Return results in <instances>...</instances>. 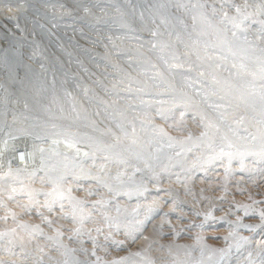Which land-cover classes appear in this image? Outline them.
Listing matches in <instances>:
<instances>
[{
  "label": "rangeland",
  "instance_id": "obj_1",
  "mask_svg": "<svg viewBox=\"0 0 264 264\" xmlns=\"http://www.w3.org/2000/svg\"><path fill=\"white\" fill-rule=\"evenodd\" d=\"M181 2L188 4L190 8L198 0ZM199 2L213 3L214 0ZM232 2L242 8L247 4L245 11L252 14V19L261 18L257 12L264 0ZM152 4L168 5L169 0H0V114L7 116L9 121L0 119V129L5 130L13 124L11 130L18 132V127L20 129V126H26L21 133L58 139L59 142L75 137L80 140L78 145L83 147H78L79 150L89 153L88 158L76 157V162L82 160L85 171L96 175L101 174L99 166L106 163L103 157L111 154L110 146L115 144V136L121 137L122 147L130 143V140L124 139L117 123L124 124L129 133L131 125L122 120L118 112L125 111L129 119L139 116L140 119L134 123L137 134L145 143L144 154L152 171L140 162L138 166L142 171L133 175V168L109 162V183H117L115 176L118 171L124 173L120 180L126 191L143 181V187L147 191L142 196L137 198L134 195L129 199L121 195L114 199V203H119L128 212L139 204L140 219L144 218L145 208L154 200L157 207V211L151 214V221L143 233L138 234L134 243L122 231L118 234L113 232L112 239L125 242V247L117 249L111 239L105 241L104 235H97L95 232L97 227L103 228L104 234L109 230L99 211L93 210L91 205L102 196L106 199L112 197L103 188L97 195H87L89 188L96 187L94 181L82 180L78 185L69 180L63 185L65 189H72L73 197L86 201L80 215L88 217L91 213V218L85 219L83 224L79 219L73 222L71 215L67 219H59L62 214L58 204L52 213L41 207L45 202L42 193L52 190L54 185L51 180L62 173L65 164L69 163L61 153L57 155L53 151H44L43 168L40 162L39 168L33 172L0 175V264H76L77 261L96 264L97 257L100 258L99 264H110L114 259L136 252L141 253L140 256L133 257L136 264H213L219 259V253L212 254L209 249H228L223 264L264 262V229L256 227L255 231H250L242 226L261 224L258 215L264 210V174L259 171L261 165L253 164L252 158L248 157L244 171H241L236 160L231 165L230 173L225 172L227 160L193 168L195 158L207 154L206 145L198 146L190 142L185 148H191V152L176 156L179 146L172 149L165 146L157 154L155 149L159 145L147 144L151 139V125L165 128L169 135L177 139L185 138L189 131L194 137L203 131L198 126L199 116L193 120L197 111L195 108L186 111L183 118V125L186 127L184 132L176 131L170 126L181 123L180 108L174 110L173 118L167 122L156 114L155 104L148 110V116L144 115L140 100L150 101L151 97L138 93L137 89L145 83L153 85L154 82L148 77L157 72L167 78L178 96L181 92L187 93L199 105L200 110L215 118V113L207 107L202 96L195 95L192 89L185 86L182 75L189 74L181 68L169 69L158 58L161 38L152 37L144 27L147 24L150 29H158L164 33L162 39L170 40L175 46L179 59H172L167 51L164 53L170 64H185V48L176 37L179 33L181 39L187 41L184 25L179 21L182 19L188 26V31H191L192 13L184 9L177 10L173 6L170 8V15L162 10L155 14V23H152L147 11ZM6 5L12 7L9 9ZM85 8L88 12L84 11ZM141 12L144 13L143 22ZM229 14L235 13L230 11ZM257 27L256 24L252 25L250 39L255 40ZM168 32H172L171 37ZM149 42L158 44L156 51L149 50ZM231 62L230 59L228 68H231ZM6 64L11 67L20 65L21 75L24 74V66L31 68V83L25 82L22 87L11 80ZM231 71L235 73L237 69ZM252 71L257 72V69L253 67ZM219 74L222 77L229 76V72L223 68L219 70ZM190 75L195 79V73ZM231 79L238 84L253 82L257 91L260 88L258 72L255 79L252 75H246L243 81L236 76ZM151 91L167 92L168 85L161 83L159 87H152ZM215 99L211 97L209 102ZM133 108L136 109L135 112ZM16 113L23 114L22 123L13 115ZM148 117H151L150 121ZM141 120L148 132H141ZM8 130L7 128L6 132ZM74 151L72 149L71 153H66L74 154ZM93 155L96 158L95 166L91 159ZM156 155L160 159H156ZM180 165L190 171L182 170ZM76 171L79 174V167ZM176 174H179V180ZM13 188L16 189L15 192L12 191ZM253 200L260 203L253 204ZM36 201H39V205ZM64 204L65 212H70L68 201L65 200ZM238 204L251 205L250 212L253 214L245 216L242 208L237 209ZM37 211L43 212L53 224L49 226L44 222ZM108 211L109 215H115L114 207ZM166 212L170 213L167 221L163 215ZM208 213L211 216L205 220ZM162 223L163 235L155 230ZM34 225H39L42 232L33 231ZM76 228L81 229L82 235L69 239ZM173 228L179 235L172 234ZM57 230L63 235L57 236ZM89 231L92 236L97 237L100 245L95 250V256L91 255L93 245L88 238ZM224 237L228 239L225 240ZM81 240L83 244L79 242ZM169 245L172 247L169 248ZM176 245L184 247L177 248ZM81 248L88 249V254L82 252ZM209 256L212 257L211 261Z\"/></svg>",
  "mask_w": 264,
  "mask_h": 264
},
{
  "label": "snow or ice",
  "instance_id": "obj_2",
  "mask_svg": "<svg viewBox=\"0 0 264 264\" xmlns=\"http://www.w3.org/2000/svg\"><path fill=\"white\" fill-rule=\"evenodd\" d=\"M175 7L177 10L184 9L192 13L191 31H188V26L184 24L181 19L179 22L184 25V30L187 33V41L182 40L180 34L177 33V41L183 44L185 48L184 57L185 64H170L164 57V53L167 51L172 59H179V55L175 51V46L170 40L162 39L164 33L158 29H150L147 24L144 25L145 29L150 32L151 36L159 39V59L163 60L164 64L169 68H181L189 75H182V79L185 86L192 89L197 96H202L203 101L207 104V107L212 109L215 113V118L210 116L206 111L200 110L199 105L195 104L193 98L187 93L181 92L179 96L176 93L174 86L168 82L167 78L157 72L153 76L148 77L149 80L154 82L153 85L145 83L143 86L137 89L138 93H143L151 97L150 101L140 100L141 110L144 111V115L148 116V110L156 105L155 111L165 122L173 118V112L176 108H180L181 123L170 125L174 127L176 131L184 132L186 127L183 125V118L186 111L189 108L197 109L193 115V120L196 116H199L198 126L203 129L199 136L194 137L189 131L188 135L183 139H177L168 134L163 127L151 125L150 135L151 139L147 141L149 146L158 144L155 151L157 154L161 153L166 146L170 149L179 146L180 150L176 152V156H180L182 153L191 152V148H185L188 143H196L199 145H206L208 151L206 155L197 156L193 162L192 167L204 165H213L216 162L223 163L227 160L225 165V172H231V165L234 160L240 164L241 171L246 168L245 160L248 157L252 158L253 164H260V173L264 174V2L258 6L257 15L260 19H252V14L245 11L248 7L247 4L243 6L237 5L232 0H214L213 3H193L189 8L188 4L182 3L181 0H169L168 5H149L147 11L152 23H155V14L160 13L162 10L164 13L170 15V8ZM9 9L12 5H6ZM63 7V6H61ZM88 12V9H84ZM230 11L234 12V15H230ZM141 21H144V13L141 12ZM179 19V18H177ZM250 21V23H246ZM166 22V21H165ZM199 24V27H198ZM256 24L258 27L255 29V40L249 38V32L252 25ZM19 27V25H16ZM172 32H168V36L171 37ZM208 37H213L209 39ZM151 44L150 51H156L158 44L156 42H149ZM194 57V59H193ZM231 59V68L227 67L228 61ZM239 61V63H237ZM9 77L16 83H19L22 87L25 82L31 83L30 74L32 69L24 66V74L21 75V66L15 67L5 65ZM156 68L155 64L151 65ZM255 67L258 72V78L260 80V88L257 91L254 88L253 82L245 81L242 84L234 83L231 79L232 76H236L239 80L243 81L246 75H252L255 79L257 72H253L252 68ZM223 68L229 72L228 77H222L219 74V70ZM231 69H237L235 73ZM191 73H195V79L191 77ZM157 78L159 81L157 82ZM161 83L168 85L167 92H153L152 87H159ZM166 96V98H164ZM211 97H215V101L209 102ZM135 108L133 111L135 112ZM250 114V115H249ZM118 115L124 121L131 125V133L127 130L124 124L117 123V127L123 134L124 139L130 140L127 146H121V137L115 136V144L110 146L112 149L110 155H105L103 159L106 163L99 166V173L93 175L90 171H85L83 168V161L76 162V157L80 156V150L76 147L80 143L79 139L73 137L66 141V146L70 149H75L74 155L69 157L64 154V159L69 161L65 164V170L58 174L55 179L51 180L53 188L51 191L43 192L45 202L41 207L47 209L49 213L56 210V205H59V211L62 214L59 219H67L71 215L73 222L79 219V222L83 224L84 220L91 218V213L88 217L80 215L83 212L86 204L85 200H78L71 195L72 189H65L63 185L71 180L74 183H79L82 180H91L96 184L95 188H89L87 195H97L101 188L107 189V192L112 197L106 199L103 196L92 203L91 207L95 211H99L103 223L108 228V233L104 234L103 228H95L97 235H104L105 241L112 240V243L121 249L125 247L124 241H118L112 239L113 232L120 233L129 239L131 242H135L138 238V234H142L147 224L151 221V214L157 211L156 201L148 205L144 210V218L140 219V205L134 208L131 212L127 209H122L119 203H114L115 197L125 195L129 199H132L135 195L137 198L142 196L147 188L143 187V181L141 184L136 185L135 188L125 190L123 188V181L120 180V176L124 173L117 172L115 176L116 184L109 183V171L107 170V163H115L117 165H123L125 168H133V175L136 172L142 171L138 166L140 162L145 164V167L152 171L151 164L148 163V159L144 154L145 143L137 134L134 121L140 119L139 116H133L131 119L125 111H119ZM115 119V116H113ZM149 121L151 117H148ZM145 127L144 121L141 120V132H148ZM58 134V133H57ZM37 138H41L39 135ZM54 143H58L54 141ZM119 149V150H115ZM43 154L44 150H40ZM59 155V153H57ZM85 158L89 157V153L83 154ZM156 159H160L159 155L155 156ZM171 159V157H168ZM93 165L95 166V155L91 157ZM175 166V165H174ZM79 167V174L76 169ZM182 170L188 172L190 169H184L183 165H180ZM41 168H43V159L41 161ZM251 171V170H249ZM35 175V173H33ZM177 180H179V174H176ZM135 183V181H133ZM13 192L16 189H12ZM159 191V189H158ZM39 194V193H38ZM10 198H12L10 196ZM30 195V199H31ZM67 200L70 206V212H65L64 201ZM163 202V201H161ZM260 203V201L253 200V204ZM39 205V201H36ZM175 204V201H173ZM27 207V206H25ZM115 208V215H109V209ZM237 209L242 208L245 216H250L253 213L250 212L251 205L243 204L236 205ZM30 211V209H29ZM175 209H173V212ZM37 215L46 222L49 226L53 224L52 220H49L43 212L37 211ZM165 220L169 217L170 213H163ZM199 215V213H197ZM259 218L261 220L260 225H242L247 227L250 231H255L256 227L264 229V210L259 212ZM211 214L205 215V220L210 218ZM178 219H184L183 217H177ZM6 219V217H5ZM240 218H237L239 223ZM163 223L155 228V230L163 235ZM26 227V226H25ZM171 227V224H169ZM203 227V225H201ZM33 231H41L39 225L33 226ZM74 235L69 236V239H74L82 235L81 229L76 228L73 230ZM173 235H179V232L175 228L172 229ZM59 230H57V236H61ZM233 235V234H230ZM88 238L91 240L93 250L91 255H96V248L100 247L97 237L91 235V231L88 232ZM146 238V237H145ZM52 239V237H48ZM200 239L199 237L197 238ZM225 240L228 237H224ZM239 239H244L239 237ZM83 244V241H79ZM162 247H164L162 245ZM169 248L172 246L169 245ZM177 248L184 246L176 245ZM82 252L88 254V249L81 248ZM107 250V249H105ZM212 254L219 253V259L215 260L213 264H223L225 257L228 254V249H209ZM140 252L130 253L128 256L121 257L120 259H114L110 264H136L133 260L134 256H140ZM204 250H201V256L203 257ZM212 257L209 256L211 261ZM100 258L97 257L96 264H99ZM76 264H88L87 261H77ZM264 264V262H262Z\"/></svg>",
  "mask_w": 264,
  "mask_h": 264
},
{
  "label": "built area",
  "instance_id": "obj_3",
  "mask_svg": "<svg viewBox=\"0 0 264 264\" xmlns=\"http://www.w3.org/2000/svg\"><path fill=\"white\" fill-rule=\"evenodd\" d=\"M13 115L17 117L16 119L22 120V113ZM54 141L52 138H30L15 130L0 133V175L11 172H33L28 169L37 166L38 157H40L39 162L41 161V148L44 151H53L57 148L54 146L56 145Z\"/></svg>",
  "mask_w": 264,
  "mask_h": 264
},
{
  "label": "bare ground",
  "instance_id": "obj_4",
  "mask_svg": "<svg viewBox=\"0 0 264 264\" xmlns=\"http://www.w3.org/2000/svg\"><path fill=\"white\" fill-rule=\"evenodd\" d=\"M0 83H2V82H0ZM0 119H3V120H6L7 121V116H5V115H3V114H0ZM20 121H22V120H20ZM20 121H19V123H20ZM7 122H9V121H7ZM16 121H12V123H15ZM13 125V124H12ZM12 125H10V127H6V129L5 130H3V129H0V130H3V132H6L7 131V128L9 129L8 131H10L11 130V126ZM24 125V124H23ZM8 126V125H7ZM25 127L26 126H20V129H18L17 127V130H18V132H22V131H24L25 130ZM13 130V129H12ZM2 131H0V133H3ZM27 134H29V135H27ZM23 135H26L27 137H30V138H34V136L32 135V134H30V133H27V132H23ZM53 140H55V141H57L58 139H53ZM68 139H64V140H62V141H57L58 143H56V145H54V146H57V148L56 149H54L53 150V152H56V153H61V155L63 156L64 154H67L66 152H69V153H71L70 151L72 150V149H70V148H68L66 145H63L66 141H67ZM66 144V143H65ZM76 147H80V148H82L83 149V147L82 146H80V145H76ZM84 148H86V147H84ZM42 149V148H41ZM87 151V150H86ZM41 152V151H40ZM75 152V151H74ZM55 153V154H56ZM85 153V150L84 151H81L80 150V156H78L77 158H82L83 157V154ZM41 161H42V159L44 160V154H42L41 153ZM67 155H74V154H67ZM40 157H38L37 159H38V164H37V166L36 167H34V168H32V169H28V170H34L35 168L36 169H38L39 168V166H40V162H39V159ZM76 158V159H77Z\"/></svg>",
  "mask_w": 264,
  "mask_h": 264
}]
</instances>
